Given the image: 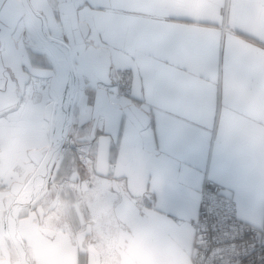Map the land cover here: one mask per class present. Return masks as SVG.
Returning <instances> with one entry per match:
<instances>
[{
    "label": "crops",
    "instance_id": "0c3cea01",
    "mask_svg": "<svg viewBox=\"0 0 264 264\" xmlns=\"http://www.w3.org/2000/svg\"><path fill=\"white\" fill-rule=\"evenodd\" d=\"M30 1L71 46L72 125L78 140L96 142L95 171L107 176L99 189L117 195L123 264H193L191 220L207 175L233 190L244 221L264 227V0ZM26 28L23 0H0V264H14L6 208L67 131L55 110L62 80L54 84ZM114 67L133 69L132 99L98 86ZM33 76L45 84L30 87ZM74 206L64 223L36 206L17 214L37 264H101L95 247L83 248L95 228Z\"/></svg>",
    "mask_w": 264,
    "mask_h": 264
},
{
    "label": "built area",
    "instance_id": "2783aa9c",
    "mask_svg": "<svg viewBox=\"0 0 264 264\" xmlns=\"http://www.w3.org/2000/svg\"><path fill=\"white\" fill-rule=\"evenodd\" d=\"M133 85L134 72L131 67H114L110 81L98 83V86L105 88L109 97L116 102L132 99ZM53 139L55 149L52 140L42 162L50 152H54V164L72 152L87 169L93 170L96 164L94 140H78L72 126ZM1 152L0 141V191L6 185L1 172ZM115 167L116 162H110V169ZM11 205L6 208L4 214L5 230L8 228ZM191 224L194 230L190 251L193 264H257L258 261L264 260V227L244 221L240 216L233 190L212 179L210 175L204 180L200 191L199 210L192 218ZM66 225L71 227L69 222Z\"/></svg>",
    "mask_w": 264,
    "mask_h": 264
},
{
    "label": "rangeland",
    "instance_id": "374dc122",
    "mask_svg": "<svg viewBox=\"0 0 264 264\" xmlns=\"http://www.w3.org/2000/svg\"><path fill=\"white\" fill-rule=\"evenodd\" d=\"M52 1L64 2L65 0ZM25 37L27 38L32 50L38 52L42 56V58H44L54 69V74L52 75V77L57 74L54 79L55 84L58 76H60L58 73V69L55 67V63L52 61L48 52L45 51L39 39L28 26L25 30ZM72 56L73 53L71 54V57ZM44 84L45 81L43 82L41 79L33 76L29 86L38 89L41 88ZM54 84L53 86L55 87ZM77 86H79V84H77ZM55 89L57 90L56 87ZM55 99H57L59 102L60 95H58V97ZM52 101H54V99H52ZM57 114L58 110L56 109V115ZM63 114L64 111H62L57 116H60V118L62 119ZM72 127L74 130V124L72 125ZM59 162H62L63 166L61 167V173L57 177H55V168L57 166L56 164H58ZM95 168L96 164L93 170L87 169L82 162L78 161L75 158V155L72 152L66 154L63 158L58 160L53 165L50 178L48 179L47 185L42 189L40 197L35 201H31L24 205H21L19 207L18 215L19 217L26 215L29 211H31V209H34V207L36 206L37 208L40 207L44 211H46V214L52 213V215L55 217H61V220L64 223L65 219L63 217L65 215H67L68 217H71V215L75 217L74 205L79 206L81 207L85 218H87L89 223L91 225L93 224L95 228L94 233L91 235V237H88L87 240L84 241L83 248L89 250L92 246L95 247L100 254L101 264H123L121 262V257L124 246L119 244L117 232L120 228H124L127 226L119 221H116V223L114 222L113 218L115 217V214L113 211V200L117 197V195L107 192L104 188L99 189V187H101V182L96 181L98 179V176L103 178H107V176L97 174ZM76 170L79 171L80 176L85 181L83 186L79 183L80 179L78 177V174L74 173L76 172ZM110 173L113 175V172ZM60 203L63 205V207L60 206ZM64 210L65 214L62 213ZM2 234L6 239L10 251L13 253L14 264H22V259L20 258V255L14 247L9 227L7 228V230H5V228L2 226ZM24 244L31 256V263L37 264L35 257L36 255L34 254L32 247L25 241ZM33 245L34 247H37L34 242ZM113 249L116 250V254L114 253ZM113 257L118 260L115 261L114 259H112Z\"/></svg>",
    "mask_w": 264,
    "mask_h": 264
},
{
    "label": "bare ground",
    "instance_id": "6f19581e",
    "mask_svg": "<svg viewBox=\"0 0 264 264\" xmlns=\"http://www.w3.org/2000/svg\"><path fill=\"white\" fill-rule=\"evenodd\" d=\"M23 3L25 8L26 26L31 28L32 32L39 39L43 48L45 49V51L48 52L52 61L55 63V66L58 68V73L60 75L58 77L61 78L62 85H60V87L57 86V89L59 90L60 93V100L59 102L57 100V104H56L58 110L57 115H59L62 111H64L62 120L63 122H66L65 128L68 129L72 125L71 118L73 114V106L77 92L76 70L72 62L71 46L67 42H65L62 39V37H54L49 33L48 25L46 24V20L44 16L31 4L32 2L30 0H23ZM55 126L57 127L58 123ZM59 135L60 134L56 132V137ZM53 148L55 149L54 139H53ZM54 160H55L54 152H50L45 157L42 164L39 166L37 172H35V174L30 178L21 196L17 199L18 202L17 203L15 202L12 205L8 214V227L11 232V237L13 240L14 247L17 250L18 254L20 255V258L22 259V264H32V263H31V256L24 244L23 237L18 232L19 218H17L18 217L17 214L19 211V207L28 202L34 201L40 195L42 189L47 185L48 179L50 178L51 170L54 165ZM113 219L114 222L116 223V218L114 217ZM113 251L116 254V250L113 249ZM112 259H114L115 261L118 260L114 257Z\"/></svg>",
    "mask_w": 264,
    "mask_h": 264
},
{
    "label": "snow or ice",
    "instance_id": "6c2138e0",
    "mask_svg": "<svg viewBox=\"0 0 264 264\" xmlns=\"http://www.w3.org/2000/svg\"><path fill=\"white\" fill-rule=\"evenodd\" d=\"M86 102H87V101H86ZM96 103H98V100H96L94 104H96ZM120 115L122 116L123 114H120Z\"/></svg>",
    "mask_w": 264,
    "mask_h": 264
}]
</instances>
